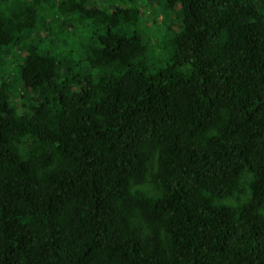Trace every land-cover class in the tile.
<instances>
[{"label": "trees", "instance_id": "16d2710c", "mask_svg": "<svg viewBox=\"0 0 264 264\" xmlns=\"http://www.w3.org/2000/svg\"><path fill=\"white\" fill-rule=\"evenodd\" d=\"M154 1L0 0V264H264V0Z\"/></svg>", "mask_w": 264, "mask_h": 264}, {"label": "rangeland", "instance_id": "374dc122", "mask_svg": "<svg viewBox=\"0 0 264 264\" xmlns=\"http://www.w3.org/2000/svg\"><path fill=\"white\" fill-rule=\"evenodd\" d=\"M103 2L106 3L105 1ZM136 3L142 12V20L139 25L141 32L144 33V35L149 38L150 43L153 44L151 48L154 50V53L157 55H163L166 52V46L164 43H166V40L170 37L165 36L163 30L166 25H170V29H168L169 32L175 31L178 28L179 20L177 19V15L173 14L170 16L168 22L165 21L166 23L164 22L163 24L161 20H159L164 16L160 3L155 2L154 0L147 2H145V0H136ZM128 5H130V2L124 1L120 6L125 7ZM34 41L35 36L34 34H31V37L28 38L25 43L27 45ZM17 55L18 53L15 52L14 57L10 60L6 59L2 66L0 65V79L9 81L12 98L11 101L16 106L18 112H21L35 103V93L31 89L25 88L19 79V64L21 63V59L18 58ZM72 56L76 58L78 57L75 49L73 50Z\"/></svg>", "mask_w": 264, "mask_h": 264}]
</instances>
